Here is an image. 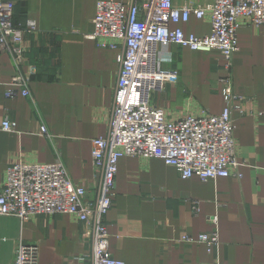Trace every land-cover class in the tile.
<instances>
[{"label":"crops","instance_id":"obj_1","mask_svg":"<svg viewBox=\"0 0 264 264\" xmlns=\"http://www.w3.org/2000/svg\"><path fill=\"white\" fill-rule=\"evenodd\" d=\"M1 1L13 4L15 23L35 22L38 31L25 39L28 62L38 71L30 83L31 97L8 98L15 65L0 53V192L12 163L60 160L94 199L102 171L93 166L91 141L109 131L123 42L112 48L88 36L100 0ZM187 1L174 0L177 6ZM191 1L205 5L212 0ZM181 27L186 34L211 31L208 17H191ZM237 37L230 70L218 50L175 44L156 48V69L175 72L177 79L151 91L150 101L171 120L220 114L225 101L219 79L230 73L236 93L244 97L233 112L243 177L184 179L160 158H120L105 224L109 250L125 264H264V26L243 23ZM6 119L17 123L14 131L2 129ZM90 228L67 214H40L26 221L0 215V264H15L21 241L37 245L39 264H93L92 241L85 237ZM216 230L219 244L212 252L181 239Z\"/></svg>","mask_w":264,"mask_h":264},{"label":"built area","instance_id":"obj_2","mask_svg":"<svg viewBox=\"0 0 264 264\" xmlns=\"http://www.w3.org/2000/svg\"><path fill=\"white\" fill-rule=\"evenodd\" d=\"M210 19L211 31L204 35L186 34L182 23ZM243 23L264 26V0H212L205 5L188 0L177 6L174 0H115L97 2L92 39H103V46L116 48L123 42L115 102L106 137L92 139L93 166L102 171L98 194L92 199L87 189L75 183L62 161L53 163H12L0 192V215L26 221L32 216L67 214L88 223L85 237L92 241L93 264H125L109 250L105 217L115 196L118 162L125 156L160 158L178 169L182 178L203 181L219 177L242 178L238 171L233 112L244 97L234 89L228 72L219 79L225 106L220 114L200 113L171 120L150 101L151 91L175 82V72L155 67L158 45L175 44L193 51L218 50L224 68L230 70L233 54L239 49L237 32ZM38 31L34 21L17 24L13 4L0 0V53L9 55L15 73L8 83V98L31 97L30 83L37 65L28 62L26 34ZM17 123L6 119L2 129L14 131ZM47 134L45 126L41 127ZM213 224L218 217L210 218ZM182 241L201 243L212 252L219 244V233L184 235ZM15 264H39L38 247L19 242ZM217 264H228L218 262Z\"/></svg>","mask_w":264,"mask_h":264}]
</instances>
